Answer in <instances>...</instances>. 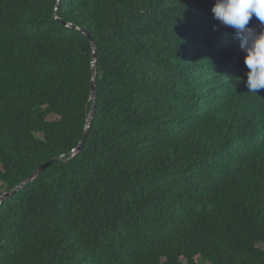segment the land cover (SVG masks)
<instances>
[{
    "label": "trees",
    "instance_id": "1",
    "mask_svg": "<svg viewBox=\"0 0 264 264\" xmlns=\"http://www.w3.org/2000/svg\"><path fill=\"white\" fill-rule=\"evenodd\" d=\"M215 2L0 0V196L68 154L0 204V264H264V89Z\"/></svg>",
    "mask_w": 264,
    "mask_h": 264
},
{
    "label": "clouds",
    "instance_id": "2",
    "mask_svg": "<svg viewBox=\"0 0 264 264\" xmlns=\"http://www.w3.org/2000/svg\"><path fill=\"white\" fill-rule=\"evenodd\" d=\"M211 12L215 20L232 28L240 39L249 70L246 87L248 92L257 94L264 89V0H216ZM253 17L259 21V30L249 27Z\"/></svg>",
    "mask_w": 264,
    "mask_h": 264
},
{
    "label": "water",
    "instance_id": "3",
    "mask_svg": "<svg viewBox=\"0 0 264 264\" xmlns=\"http://www.w3.org/2000/svg\"><path fill=\"white\" fill-rule=\"evenodd\" d=\"M61 1V0H59ZM71 26V25H70ZM78 29H81L80 27H76ZM87 33V32H86ZM88 34V33H87ZM89 35V34H88ZM90 36V35H89ZM93 49H94V55H93V84H92V99L94 100V106L92 109V112L90 114V117L88 119L87 122V128H86V133L84 135V138L82 139V141L80 142V144L75 147L73 149V152L75 154L79 153L80 151H82V149L84 148L88 137H89V133L96 115V111H95V106H96V102H97V97H98V92H97V86H96V81H97V45L96 43L93 41ZM68 154H63L57 158H55L53 161L51 162H47L44 163L43 165H41L40 167H38L34 173L27 179L25 180L22 184H20L19 186H17L15 189L5 192L3 195L0 196V204H2L8 197H10L11 195H13L15 192L21 190L22 188H24L26 185H28L29 183H31L33 180H35L40 174H42L54 161L58 160V159H63L67 156Z\"/></svg>",
    "mask_w": 264,
    "mask_h": 264
},
{
    "label": "rangeland",
    "instance_id": "4",
    "mask_svg": "<svg viewBox=\"0 0 264 264\" xmlns=\"http://www.w3.org/2000/svg\"><path fill=\"white\" fill-rule=\"evenodd\" d=\"M199 264H202V263H199Z\"/></svg>",
    "mask_w": 264,
    "mask_h": 264
}]
</instances>
